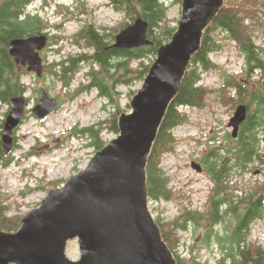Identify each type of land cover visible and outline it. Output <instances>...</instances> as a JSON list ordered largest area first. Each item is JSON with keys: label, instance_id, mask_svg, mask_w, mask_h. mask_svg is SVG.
Here are the masks:
<instances>
[{"label": "trees", "instance_id": "trees-1", "mask_svg": "<svg viewBox=\"0 0 264 264\" xmlns=\"http://www.w3.org/2000/svg\"><path fill=\"white\" fill-rule=\"evenodd\" d=\"M36 1L38 0H0V166L4 168L10 166V157L13 153L6 155L1 141L5 118L8 116L5 108L10 105L12 99L31 91L27 79L34 76L12 59L10 54L12 41L42 34L49 36L46 30L50 21L43 11L53 3L59 5L60 12L66 17L76 13L72 12V9H77L81 17L87 10V8L81 9L85 0H73L71 4H58V0H41L38 9L32 12L30 7ZM111 1L115 10L124 16L125 21L111 29L101 28L94 23L84 24L71 40V43L77 47V52L74 55L69 54L60 61L46 62L41 79L47 81L49 78H54L71 97L95 90L100 98L113 106L114 112L107 120L73 130L75 135H81L88 140V147L95 153L109 144L103 137L104 131L116 136L120 134L119 118L131 109L130 105H127V108L120 106L123 98L120 88H131L145 81L159 49L171 41L178 28L170 20V8L166 0ZM177 2L182 3V0ZM138 19L148 23V39L152 45L132 50L114 48L116 36ZM263 28L264 0H225L221 12L205 30L201 49L191 60L180 93L168 109L149 157L147 165L149 200L156 203L172 200L171 181L163 169L162 161L165 155L174 151L177 143L174 137L175 131L189 121L183 108L203 109L206 106L211 92L203 83L204 75L218 69L213 61V55L223 51V45L215 37L216 30L221 29L237 45L240 55L246 61L247 78L251 79L256 73H260V78L264 79V52L256 43L258 30ZM51 39L53 38H50L48 47L51 46ZM84 66H87V83L83 82L80 88L72 89ZM252 81L258 83V80ZM224 82L223 88L228 89L227 92L231 96L228 101L233 108L236 109L240 104H248L249 114L246 123L242 126L239 139L241 147L235 152L232 151V154L234 163L240 166L242 161L245 162L249 173L252 165L264 164L258 141L260 128L264 126V93L245 86L235 78V75L226 74ZM261 88H264V83ZM32 92L34 96L40 95V90L32 89ZM136 94L137 91H131L130 98L133 99ZM255 105L258 106L252 110ZM211 158L210 155L204 160L208 172L218 183V196L212 205L211 213L198 216L196 212H188L185 217H180V222H173L169 229H166L161 218H155L163 239L172 251L177 264H202L198 262L196 256L189 259L180 254L175 235L187 231L191 224L195 228L202 226V217L210 221L216 220L219 217L220 204L228 202L237 224L232 221V236L218 237V242L231 258L229 261L223 258L218 264H264V246H256L249 241L251 223L257 219H264V188L249 186L242 192V196H236L235 191L232 190L234 186L228 182L231 176L230 161L224 164V168L218 169L219 161H222L221 155L217 153V159L221 160H216L214 157L211 162ZM53 184L50 191L60 187V182ZM242 209L245 211L240 212ZM23 217L24 214L14 210L0 191V232H17ZM211 239L209 230L205 244L210 246Z\"/></svg>", "mask_w": 264, "mask_h": 264}, {"label": "water", "instance_id": "water-1", "mask_svg": "<svg viewBox=\"0 0 264 264\" xmlns=\"http://www.w3.org/2000/svg\"><path fill=\"white\" fill-rule=\"evenodd\" d=\"M225 0H182V18L171 41L162 46L149 74L131 101L130 113L119 118L120 134L98 151L89 166L49 192L41 205L26 214L17 232H0V264H177L149 208L147 165L160 128L179 95L192 58L200 51L205 30ZM149 25L138 19L120 32L113 45L132 50L152 45ZM46 34L12 41L10 54L17 65L41 79ZM26 96L14 98L5 119L2 146L14 150L15 132L28 114ZM59 101L42 89L32 110L46 120ZM248 108L237 107L229 127L237 137ZM193 169L200 171L194 163ZM77 242L78 261L67 255Z\"/></svg>", "mask_w": 264, "mask_h": 264}, {"label": "rangeland", "instance_id": "rangeland-1", "mask_svg": "<svg viewBox=\"0 0 264 264\" xmlns=\"http://www.w3.org/2000/svg\"><path fill=\"white\" fill-rule=\"evenodd\" d=\"M72 1L58 0V4H71ZM40 2L41 0L36 1L30 7V11H36ZM83 2L85 8L81 9L87 8L83 17L77 13V9H72V12H76L74 15L66 17L60 12L56 3L43 11L50 21L46 32L49 38H53L51 46L42 52L45 64L60 61L69 54L74 55L77 52L78 49L71 40L84 24L94 23L101 28L111 29L125 21L124 16L111 7L109 0ZM166 3L170 8V20L178 27L182 18V3L177 0H166ZM258 31L256 43L264 52V28ZM227 36L221 29L215 32L216 39L223 45V51L213 55V61L218 69L204 75L203 83L211 92L206 106L203 109L183 108L189 121L175 131L174 137L177 143L174 151L163 158V169L171 181L172 200L159 203L149 200L152 215L154 218H161L166 229H169L173 222H180V217L186 210L206 213L209 209L213 182L208 176L195 171L191 165L209 150L212 134L220 135L221 128L227 127L236 111L228 101L231 97L227 92L228 89L223 88L224 77L226 74L235 75L239 82L253 89H255L253 84L257 83H253L252 80L256 82L261 79L260 73H256L251 79L247 78L245 58L240 55L237 45ZM84 67L72 89L80 88L83 82L87 83V66ZM41 79L36 76L27 79L31 86V91L26 94L27 99L30 100L28 114L16 130L15 149L10 157V166L6 168L0 166V191L7 203L24 216L41 205L54 182H60V187L64 186V182L84 171L95 157V151L88 147V140L81 135H75L73 130L96 125L100 121L107 120L114 112L113 106L100 98L95 90L71 97L54 78H49L47 81ZM144 82L137 83L131 88H120L123 93L120 102L122 108H127V105L131 104V91L138 92ZM42 88H47L50 96L61 104L58 110L44 121L37 120L32 114V110L41 98ZM32 89L40 90V95L34 96ZM9 111L10 106H7L5 112L9 114ZM127 111L130 113L131 109ZM103 137L108 142L117 138L115 134L107 131H104ZM260 152L264 157V139ZM233 186L232 190L235 193L240 189L239 187H243L244 190L249 186L264 188V164L252 165L251 171L243 181L238 185L236 182ZM251 233L252 240L264 246V219L255 224ZM175 237L182 256L189 259L196 256L198 262L202 264H216L218 257H215L212 249L217 247L212 245L210 248L205 244L202 229L195 230L191 227L188 233H177ZM67 255L74 261L80 259L81 253L76 241L69 243Z\"/></svg>", "mask_w": 264, "mask_h": 264}, {"label": "flooded vegetation", "instance_id": "flooded-vegetation-1", "mask_svg": "<svg viewBox=\"0 0 264 264\" xmlns=\"http://www.w3.org/2000/svg\"><path fill=\"white\" fill-rule=\"evenodd\" d=\"M109 2H112L111 0H109ZM110 7V5H109ZM111 7L115 9L114 5L111 3ZM264 83V79H259L257 84H253V87L257 90V91H261L262 93H264V88H261V85L263 86ZM245 85V84H244ZM248 85H250V83L248 82ZM247 86V85H245ZM247 106L248 108V104H244ZM258 105H255L252 107V110L257 107ZM248 114H249V110H248ZM248 117V116H247ZM232 119V118H231ZM230 119V121H231ZM247 120V119H246ZM230 123V122H229ZM229 123L227 125L226 128L222 129L221 128V134H217L214 135L212 134V137L210 138V142H209V150L203 155V157H201L200 160L197 161H193L192 162V168H193V164L195 163L199 168L200 171L197 170V172L201 175H205L208 176L209 179H211V181L213 182V194L210 197L209 200V209L206 213H201V212H196L198 214V216L201 215H209L212 211V205H214V203L216 202L217 199V190H218V183L216 181V179L213 177L212 174H210L207 170L206 164L204 162L205 158L207 156L210 157L211 155V162L213 160L214 157H216V160H221V159H217V153H219L222 157V161H219V166L218 169L224 168V164L227 161H230L229 163V172L231 173V176L228 179V182L230 183V185H237L238 183L243 181V178L247 175L248 173V168H247V164L245 162L242 161L241 165L239 166L237 163H234L233 161V154L232 151L235 152L236 149L240 148L241 145L239 143V139L241 136V131H242V126L246 123V121L241 125L237 137H234L233 132L234 129L232 127H229ZM214 133V132H213ZM262 139H264V126L262 128H260V133L258 134V141H259V147L261 150V143H262ZM235 149V150H233ZM196 171V170H195ZM240 189L237 190V192L235 193L236 196H242V192H244V188L243 187H239ZM240 198V197H237ZM171 201V200H170ZM170 201H165V202H170ZM163 202V201H162ZM245 210H241L240 212H243ZM188 212H192V210H186L185 214H183L182 216H186ZM239 214V213H238ZM185 219V218H184ZM202 226H198V227H194V225H189L187 231H185V233H188V231L191 229V227H193L195 230L197 229H202L203 230V234H204V238L206 240V237L208 235V231H211V244L210 248L213 247H217L216 249H212V252L214 250L215 252V257L216 258V264H218L223 258L228 259V261L231 259L230 257H228V255L226 254V251H224L223 246H221L220 242H218V237L223 238L225 236H232L231 234V230L232 228V221L235 220V218H233V213L231 212L230 206L228 204V202L226 203H222L220 204L219 207V217L216 218V220L214 221H210V219H206L204 217H202ZM237 220V218H236ZM259 221H262V219H257L254 222L251 223V232L253 231V228L255 226L256 223H258ZM235 222V221H234ZM237 224V222H235ZM252 233L250 234V239L249 241L251 242V244H254L256 246H261L258 245L256 242H254V240H252ZM246 245V244H244ZM213 252V254H214Z\"/></svg>", "mask_w": 264, "mask_h": 264}, {"label": "bare ground", "instance_id": "bare-ground-1", "mask_svg": "<svg viewBox=\"0 0 264 264\" xmlns=\"http://www.w3.org/2000/svg\"><path fill=\"white\" fill-rule=\"evenodd\" d=\"M43 78V77H42ZM42 89H45V88H42ZM46 90V89H45ZM47 91V90H46ZM48 92V91H47ZM49 93V92H48ZM23 96H26V95H23ZM10 106V105H9Z\"/></svg>", "mask_w": 264, "mask_h": 264}]
</instances>
